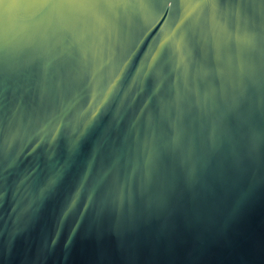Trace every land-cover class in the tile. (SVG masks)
<instances>
[{"label": "water", "instance_id": "1", "mask_svg": "<svg viewBox=\"0 0 264 264\" xmlns=\"http://www.w3.org/2000/svg\"><path fill=\"white\" fill-rule=\"evenodd\" d=\"M0 264H264V0H0Z\"/></svg>", "mask_w": 264, "mask_h": 264}]
</instances>
